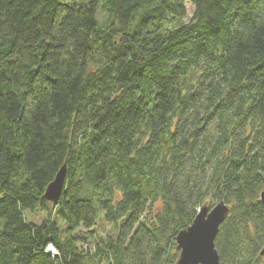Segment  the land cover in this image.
I'll use <instances>...</instances> for the list:
<instances>
[{
    "label": "trees",
    "instance_id": "1",
    "mask_svg": "<svg viewBox=\"0 0 264 264\" xmlns=\"http://www.w3.org/2000/svg\"><path fill=\"white\" fill-rule=\"evenodd\" d=\"M263 188L264 0H0V264H264Z\"/></svg>",
    "mask_w": 264,
    "mask_h": 264
},
{
    "label": "water",
    "instance_id": "2",
    "mask_svg": "<svg viewBox=\"0 0 264 264\" xmlns=\"http://www.w3.org/2000/svg\"><path fill=\"white\" fill-rule=\"evenodd\" d=\"M65 177L66 164L64 163L45 187L43 196L47 201L52 203L58 201ZM260 200L264 204V188L260 192ZM230 210V206L223 200L211 207L204 203L191 224L176 235V248L179 254L175 264H221L215 247V237ZM263 254L264 248L260 251V256Z\"/></svg>",
    "mask_w": 264,
    "mask_h": 264
},
{
    "label": "rangeland",
    "instance_id": "3",
    "mask_svg": "<svg viewBox=\"0 0 264 264\" xmlns=\"http://www.w3.org/2000/svg\"><path fill=\"white\" fill-rule=\"evenodd\" d=\"M186 10L188 12V15L190 16L192 14V12H193V5H192V3L190 1L186 2ZM206 204H208L211 207V205L208 202H206ZM25 216H26V218L28 220H32V221H35V222H40L41 219H42V214L41 213H38V214L37 213H33V214H31L30 212H25ZM97 228H98V230H101L102 228L106 229L105 226L103 227V223H99V226H97Z\"/></svg>",
    "mask_w": 264,
    "mask_h": 264
},
{
    "label": "built area",
    "instance_id": "4",
    "mask_svg": "<svg viewBox=\"0 0 264 264\" xmlns=\"http://www.w3.org/2000/svg\"><path fill=\"white\" fill-rule=\"evenodd\" d=\"M47 250H49V251H55V249L52 247V245H48Z\"/></svg>",
    "mask_w": 264,
    "mask_h": 264
}]
</instances>
